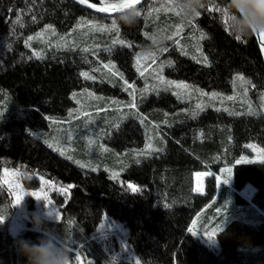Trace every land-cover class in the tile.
<instances>
[{
  "label": "trees",
  "instance_id": "obj_1",
  "mask_svg": "<svg viewBox=\"0 0 264 264\" xmlns=\"http://www.w3.org/2000/svg\"><path fill=\"white\" fill-rule=\"evenodd\" d=\"M161 3L167 0H147L142 5L143 18L134 27L119 26L120 38L135 45L129 48L111 45L117 35L114 31L77 28L81 19L110 25L111 17L97 15L70 0H0V65L17 49L25 52L30 65L35 66H80L76 61L86 57L97 62L80 69L81 79L88 81L80 73L89 72L95 76L89 81L119 89L128 97L87 86L66 89L63 111H58L45 99V85L38 89L29 83L34 73L23 77L20 74L26 70L24 66L0 68V175L4 167L17 169L28 174L22 179L25 188L37 189L42 176L68 189L67 195L57 191L52 194L60 208V220L43 219L41 229L29 225L13 236L8 222L16 209L9 188L0 183V216L4 217L0 222L2 264H27L18 248L20 239L37 242L47 229L64 241H84L105 216L126 228L127 241L139 264H230L229 259L191 230L194 219H201V224L216 231L233 220L246 222L255 230L264 223V158L239 160L242 152L238 137L244 126L240 120L259 119L264 123L260 101V94H264V59L256 37L236 40L222 22L223 13L207 9L190 24L181 22L172 12L162 11L158 18L155 14L145 17L147 11ZM226 4L227 0H221L222 7ZM17 19L22 26L16 23ZM49 25L55 35L45 32L36 39ZM176 25H183L178 37L180 46L168 40V50L160 52L155 61L142 59V76L136 54L149 43L148 37H168ZM197 29L206 34V39L199 40ZM29 36L34 37L31 46L25 43ZM60 37L65 38L67 47H57ZM197 42L203 55L196 51ZM110 46L112 51H105ZM85 47L89 52L82 51ZM35 53L43 58H37ZM194 55L200 62L192 58ZM205 56L207 63L203 61ZM167 61H171V66ZM161 63L165 64L162 73ZM103 64L115 65L112 71L121 73L123 79L109 73ZM126 65L141 83H131ZM97 68L100 70L95 71ZM160 75L166 81L191 87L182 90L173 85L165 91L160 86L158 91H152L153 85H159ZM237 75L251 84H242L236 80ZM128 85L133 87L125 91ZM146 87L148 91L142 94ZM60 93L51 95V101L56 102ZM212 93L218 97L213 99ZM157 95L162 97L157 105L145 111L138 109L154 102L151 100ZM228 96L235 99L228 100ZM131 102L135 107H131ZM248 102L258 115L247 114ZM197 104L203 108L193 117ZM134 125L140 144H124L126 139H132ZM164 129L179 133V148L161 133ZM149 143L151 149L147 148ZM203 166L216 169L221 178L216 181L213 176L207 177L206 192L199 194L194 189L195 173ZM229 168L231 174L225 172ZM113 173L118 174L117 178H113ZM128 185L139 191H131ZM246 185L255 189L252 202L240 194ZM235 262L264 264V241L238 244Z\"/></svg>",
  "mask_w": 264,
  "mask_h": 264
},
{
  "label": "rangeland",
  "instance_id": "obj_2",
  "mask_svg": "<svg viewBox=\"0 0 264 264\" xmlns=\"http://www.w3.org/2000/svg\"><path fill=\"white\" fill-rule=\"evenodd\" d=\"M18 32H15V34ZM128 44H132L133 42L127 40ZM135 46V45H133ZM88 61V60H87ZM29 56L21 50H15L12 53L8 54L0 68L5 67L9 69L10 67H25V71L23 69H18L19 71H23L20 75L25 77V74L34 73L33 79L30 80L29 83H33L35 87L38 89H43V85H45L44 94L45 99L50 103L49 106L51 108L57 109L58 111H63L61 107L64 108V93L66 89H75L82 86L91 87L100 92L109 93L119 95L121 98L128 99V97L121 92L119 89H111L109 87H104L102 84L95 81H86L80 78L79 71L81 68L87 67L88 65L97 62L96 60L85 62V60L76 61L80 66H75L70 63H62L59 65V68L56 65L51 64L48 66L44 65H30ZM29 64L27 66L24 65ZM127 71V76L130 79L132 84L141 83L140 79L133 74L129 65L124 66ZM39 73V76L37 75ZM21 78H18V81ZM184 90V89H182ZM57 91H61V93L57 96L56 102L51 101V95H55ZM158 95L154 97L151 101L155 100L151 103H146L138 107L140 111H145L151 106H155L158 104V101L162 99L160 97L158 99ZM157 99V100H156ZM170 101L171 98H169ZM56 103V105H55ZM133 104V102H131ZM58 105V106H57ZM60 105V106H59ZM68 105L71 103L68 102ZM244 126H242L238 132L239 137V151L242 152L239 160L242 157H246L248 161L254 159L264 158V123L259 119H243L240 120ZM136 123V122H133ZM136 125L132 128L133 133L132 139H126L127 141L124 144L130 145H139L140 142L137 140L138 132L136 130ZM122 128H118L116 132H119ZM245 129V130H243ZM161 133L167 138L168 141L172 143L173 146L179 148V133L173 129H164ZM254 145L255 149L246 147L247 145ZM181 146V145H180ZM184 147V145H183ZM181 146V148H183ZM245 149L247 152H245ZM242 161V160H241ZM9 173L8 176H5V172ZM19 173L18 176H12L11 173ZM198 172H206L208 175L203 176V184L201 189L195 185L194 181V189L195 192L199 194H204L207 189V177H215L216 181H218L221 177L218 175L216 169H209L206 166L202 167ZM28 174L12 168L4 167L1 171L0 175V183L9 188L12 194V200L15 205V212L13 216L8 222V231L11 235L16 236L21 233L22 230L27 228V226L31 225L32 228H36L34 225V218L39 216L41 220H53L58 221L61 219L60 208L57 203L54 201L52 194L56 191V188H60V186L56 185L51 180H48L43 177V180L49 181L50 184L55 185L54 188H46L44 183L41 180L40 176V185L37 189H28L25 188L22 179L24 176ZM5 180L8 183H5ZM20 185V190L24 193L30 192H47L48 198L52 201V204L49 206L47 201L37 200L35 197L25 195L24 199L20 204L16 203L14 191V187H9V185ZM198 187V188H197ZM64 188V187H63ZM251 188L255 191L252 185L244 187L240 192L246 199L252 201V196L247 192V189ZM198 189V190H197ZM59 213V219L56 218L52 212ZM260 224V223H259ZM193 226V227H192ZM204 228V229H203ZM207 227V225L201 224V219L195 218L192 225L191 230L193 232L199 233L202 239L214 248L218 254H220L223 258L229 259L230 264H237L235 262V248L240 243H248L255 241H264V223L260 224V228L255 230L249 227V224L240 220H233L226 224L224 227H221L217 231ZM37 229V228H36ZM41 229V228H40ZM223 230V231H222ZM215 231L214 238H209L205 232ZM57 243L61 246H67L72 250L73 256L77 253H80V264H88L90 261L91 264H139L138 258L133 252L130 244L127 241V230L126 228L117 221H114L107 216L100 223L97 230L86 240L84 241H64L61 238L54 236ZM3 262L0 261V264Z\"/></svg>",
  "mask_w": 264,
  "mask_h": 264
},
{
  "label": "snow or ice",
  "instance_id": "obj_3",
  "mask_svg": "<svg viewBox=\"0 0 264 264\" xmlns=\"http://www.w3.org/2000/svg\"><path fill=\"white\" fill-rule=\"evenodd\" d=\"M79 3L81 5H87L88 8L95 9L96 11H98L100 13H119L120 10L131 8V7H137V8H139V9H141L143 11L142 0H99V4H97V3H89V0H79ZM207 10L209 12L223 13V24L225 26L227 25V21H228V9H227V7L216 6V7H210ZM162 11L163 12H172L174 15L178 16V12L175 10L174 7H172L171 0H167V3H161L159 7H153L150 11H147L146 14H145V17L146 18H151V17H153V14H155L156 17L158 18L159 14ZM197 15L200 16L201 13H198ZM115 18H116V16H112L111 17V21H113ZM32 19H33V22H35V17H33ZM16 23L17 24H21V21L19 19H17ZM21 26H22V24H21ZM81 27H87L88 30L92 31V32H113L114 31V32L117 33V35L111 41V45L112 46L121 45V46H127L129 48L133 47L132 44H126L125 40L120 38V36H119V32H120L119 26L114 24V23H111L110 25H108V24L98 25V24H95V23H93L91 21H87V20L81 19V22L77 25V28H81ZM174 27H175V31L173 32L172 35L168 36L167 39L169 41L173 42V44L175 46H180V39H178V37L181 36V33L183 31V25H176ZM74 31H75V29H74ZM197 31H200V30L197 29ZM45 32H51L53 35H55V29H53L52 26L49 25V26H46L44 32L38 33L35 38L36 39H41L44 36ZM148 38H150V37H148ZM258 38H259V43L261 45V48H262V50H264V32L259 33L258 34ZM33 39H34V37L29 36V37H27V40L25 41V43L28 46H31L30 42ZM59 39H60L61 43H58L57 47H67L68 46L67 45V41H65L64 37H60ZM204 39H206V34L203 31H200L199 40H204ZM235 39L238 40V41L241 40L240 37H236ZM89 50L90 49L87 48V47L82 49V51L85 52V53L89 52ZM167 50H168L167 48H164L161 52H164V51H167ZM181 50L183 51L182 47H181ZM105 51L111 52L112 51V47L111 46L107 47L105 49ZM196 51L197 52H201V55H203L202 51H201V48L199 46V42H197ZM93 54L95 55V53H93ZM184 54H187V53L185 52ZM35 55H36L37 58H43L40 55V53H35ZM155 58H156L155 55H153L151 57H147V56L141 57V55L139 53L136 54L137 69L140 70V74L142 76L144 75V72H143V70L140 69L141 60L143 59V60L147 61L148 59H152L153 61H155ZM192 58L194 60H197V62H200L195 55ZM203 61L205 63H207V57L206 56L203 57ZM85 62H88L86 57H85ZM166 63L168 64V66H171V61H167ZM164 66H165L164 63H161L159 65V71L161 73L163 71ZM103 68L104 69H108L109 73H111L113 75H120L121 79H123V75L121 73L112 71L115 68V65L103 64ZM99 70H100L99 68L95 69V71H99ZM80 75L83 76L87 80H94L95 79V76L90 75L89 72H82V73H80ZM158 79H159V85H153L152 86V91H158L160 86H163L165 91H167L173 85L175 86L176 89H184V90H188L191 87V86H189V85H187V84H185L183 82L177 83L175 81H166V80H164L162 75H160L158 77ZM236 80L241 81V83L244 84V85L251 84V81L245 80L240 75H237ZM125 84L127 85V81H125ZM132 87H133L132 85H128V87L125 88V91H127L128 88H132ZM147 91H148V88L146 87L145 89L142 90V94L147 92ZM197 91H199V90H197ZM244 92H245V94L247 93V88L244 89ZM130 94H132V93H130ZM91 95L92 94H89V96H91ZM201 95H208V94L201 92ZM177 96H178V98H180V93L179 92H177ZM211 97L213 99H215V98L218 97V94L217 93H212ZM73 98L74 99L76 98V94L75 93L73 94ZM226 99L233 100V99H235V97L228 96ZM133 100H135V96L134 95H133ZM260 101H261V107H264V94H260ZM77 103H79V101H77ZM131 107H135V104L133 103L131 105ZM202 108H203L202 105L197 104V106H196L197 110L192 113L193 117H195L198 114V112L200 110H202ZM225 111H228V109H225ZM230 114L239 115V113H236V112H232ZM247 114L258 115V113L253 109V107L251 105V102H248V113ZM84 115L85 116H89L90 114L85 113ZM89 143H94V141H89ZM246 147L255 149V146L251 145V144L247 145ZM101 148L104 151H108V149L103 148L102 145H101ZM147 148L151 149L152 148V144L149 143L147 145ZM161 150L162 149H157V151H161ZM261 151H264V150H261ZM61 154L63 155V152H61ZM69 159H71V157H69ZM241 160L243 162H250V161L247 160L246 157H242ZM137 162H139V161H137ZM77 163H79V161H77ZM81 167H84V165H81ZM93 170H95V169H93ZM231 171L232 170L230 168L229 169H225V172H227L228 174H231ZM8 175H9V173H7V171H6L5 172V176H8ZM11 175L12 176H18L19 173L14 172V173H11ZM117 175H118L117 173H113V178L114 179L117 178ZM195 175H196L197 178H199L201 176L208 175V173H206V172H197V173H195ZM41 180L44 183L46 188H54L55 187V185L50 184L49 181L43 180V177H41ZM5 183L7 184L8 181L5 180ZM221 183H227V181H221ZM9 187H14V189L16 190V191H14V195H15V199H16V203L17 204L21 203V201L24 199L25 195L35 197L38 200L47 201L49 206L52 204V201L48 198L47 192H44L43 190L40 191V192L24 193L22 190H20V185L19 184L9 185ZM127 187L129 189H131V191H133V192L139 191V189L136 188L134 185H128ZM56 191L60 192V193H62L64 195L68 194V189L67 188H63V187L56 188ZM51 214H54L56 216V218L59 219V213L58 212H54L53 211L52 213H50V215ZM3 219H4V217L0 216V222H2ZM205 234L209 238H214L215 231H208V232H205ZM75 257H76L75 258V264H80V253H77L75 255ZM88 264H91V262L89 261Z\"/></svg>",
  "mask_w": 264,
  "mask_h": 264
},
{
  "label": "clouds",
  "instance_id": "obj_4",
  "mask_svg": "<svg viewBox=\"0 0 264 264\" xmlns=\"http://www.w3.org/2000/svg\"><path fill=\"white\" fill-rule=\"evenodd\" d=\"M171 4L178 12L181 22L190 24L202 10L221 6V0H171ZM223 7L228 9L226 27L234 38L240 37L242 40L264 32V0H227ZM143 15V11L137 7L122 9L111 23L131 28ZM167 41L166 36L154 34L149 38V43L140 49L139 54L157 56L166 47ZM34 225L37 229L43 227L39 216L34 218ZM45 233L37 242L24 239L17 241L20 253L27 258V264H75L76 257L72 250L59 245L49 230L45 229Z\"/></svg>",
  "mask_w": 264,
  "mask_h": 264
},
{
  "label": "water",
  "instance_id": "obj_5",
  "mask_svg": "<svg viewBox=\"0 0 264 264\" xmlns=\"http://www.w3.org/2000/svg\"><path fill=\"white\" fill-rule=\"evenodd\" d=\"M70 1L74 2L75 4L79 5L80 7L84 8V9H86V10H88V11H91V12L97 14V15H100V16L112 17V16H117V15H118V13H100V12L96 11L95 9H90V8H88L87 5H81V4L79 3V0H70ZM146 1H147V0H142V5H143ZM89 3H97V4H99V2H93V1H90V0H89ZM138 7H139V6H138ZM255 37H256L257 43H258V45H259V48H260L261 54H262V56H263V59H264V50H262L261 45H260V43H259L258 34L255 35Z\"/></svg>",
  "mask_w": 264,
  "mask_h": 264
},
{
  "label": "bare ground",
  "instance_id": "obj_6",
  "mask_svg": "<svg viewBox=\"0 0 264 264\" xmlns=\"http://www.w3.org/2000/svg\"><path fill=\"white\" fill-rule=\"evenodd\" d=\"M220 167V166H219ZM195 184L197 185V186H200V185H202L203 184V176H201V177H199V178H197L196 177V175H195ZM225 185V184H224ZM247 192H249V194H253V190L251 189V188H248L247 189ZM255 192V191H254ZM241 193V192H240ZM254 196V195H253ZM243 197V196H242ZM252 200H253V198H252Z\"/></svg>",
  "mask_w": 264,
  "mask_h": 264
},
{
  "label": "crops",
  "instance_id": "obj_7",
  "mask_svg": "<svg viewBox=\"0 0 264 264\" xmlns=\"http://www.w3.org/2000/svg\"><path fill=\"white\" fill-rule=\"evenodd\" d=\"M217 172H218V171H217ZM218 175H219V174H218ZM247 184H249V183H247ZM195 185H196V184H195ZM201 186H202V185L198 186V187H199V190L201 189ZM246 186H249V185H246ZM246 186H245V187H246ZM198 187H197V188H198ZM197 190H198V189H197ZM252 190H253V189H252ZM253 191H254V190H253ZM241 193H242V192H241ZM241 193H240V194H241ZM253 194H254V193H253ZM241 195H242V194H241ZM250 195L252 196V194H250ZM242 196H243V195H242ZM244 198H245V197H244ZM245 199H246V198H245ZM246 200L249 201V202H252V201H250L249 199H246Z\"/></svg>",
  "mask_w": 264,
  "mask_h": 264
}]
</instances>
